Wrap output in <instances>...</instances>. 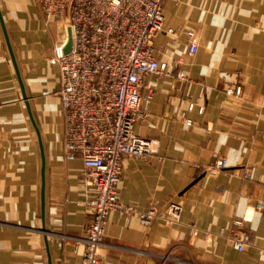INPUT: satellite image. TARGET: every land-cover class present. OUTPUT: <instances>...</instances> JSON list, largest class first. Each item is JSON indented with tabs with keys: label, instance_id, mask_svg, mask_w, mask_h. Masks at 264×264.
Returning a JSON list of instances; mask_svg holds the SVG:
<instances>
[{
	"label": "crops",
	"instance_id": "obj_1",
	"mask_svg": "<svg viewBox=\"0 0 264 264\" xmlns=\"http://www.w3.org/2000/svg\"><path fill=\"white\" fill-rule=\"evenodd\" d=\"M0 12L45 158L42 221L39 146L0 26V264H48L42 227L52 264H80L94 192L80 182V159L64 155L59 69L50 63L67 27L46 21L36 0H0ZM162 14L165 29L194 30L197 50L187 54L185 37L172 45L156 36L167 69L143 79L146 115L134 126L152 152L122 157L117 197L138 213L170 203L180 213L144 225L110 212L100 264H160L165 255V264H264V0H165ZM238 86L239 95L227 93ZM217 159L226 166L212 174ZM243 232L249 244L239 252L229 236Z\"/></svg>",
	"mask_w": 264,
	"mask_h": 264
},
{
	"label": "built area",
	"instance_id": "obj_2",
	"mask_svg": "<svg viewBox=\"0 0 264 264\" xmlns=\"http://www.w3.org/2000/svg\"><path fill=\"white\" fill-rule=\"evenodd\" d=\"M164 2L36 0L46 21L64 20L71 33L70 50L63 53L65 40L54 49L50 63L59 69L57 95L63 118L64 155L69 160L80 159V182L94 192L86 201L90 220L80 239L83 243L80 264H100L98 251L110 212L136 214L144 225L158 218L178 220L177 203H170L160 211L152 206L138 213L117 197L122 157L146 158L152 152L151 141L137 135L134 126L146 115L142 108L143 79L163 75L167 69L156 57L162 50L155 48L156 36L160 33L172 36V45L185 37L187 54L193 55L197 50L192 28L163 27ZM176 77L185 76L180 72ZM227 93L239 95L240 87ZM151 97L152 90L147 89L145 98ZM225 166L224 159H217L209 172L217 173ZM224 232L222 229L220 234ZM260 238L264 242V233ZM229 240L241 252L249 244V234L231 233ZM161 260L160 264H165L170 256H161Z\"/></svg>",
	"mask_w": 264,
	"mask_h": 264
},
{
	"label": "water",
	"instance_id": "obj_3",
	"mask_svg": "<svg viewBox=\"0 0 264 264\" xmlns=\"http://www.w3.org/2000/svg\"><path fill=\"white\" fill-rule=\"evenodd\" d=\"M0 26H1V29H2L4 40H5V43H6V46H7V50H8V53H9L10 62L12 64L13 68H14V73H15L16 80H17V83H18V86H19V90H20V96H21V99L23 101L24 108L26 110V114H27L28 120H29V122L31 124V127H32V129H33V131H34V133L36 135V139H37L38 146H39V152H40V158H41V169H40V179H41V184H40V189H41V192H40V194H41V207L40 208H41V212H40V215H41L42 221H44V196H43V193H44V184H45V178H44L45 158H44V149H43L41 134H40V130H39V127L37 125V122H36V119H35V116H34L30 101H29V97H28V95L26 93V90H25V87H24V83L22 81V78L20 76L16 61H15V57H14V54H13V51H12V47L10 45L9 37H8L7 31H6V28H5V24H4V20H3L1 12H0ZM71 42H72L71 41V33H70V30L67 29V38H66V42H65V44L63 46V49H62L63 53H67L70 50ZM40 230L43 233L44 247H45L46 256H47V263L48 264H52L51 263L50 252H49L47 235H46L47 229L42 227Z\"/></svg>",
	"mask_w": 264,
	"mask_h": 264
}]
</instances>
